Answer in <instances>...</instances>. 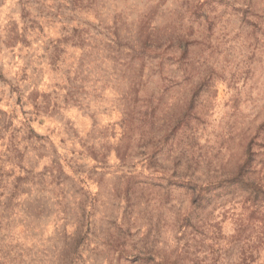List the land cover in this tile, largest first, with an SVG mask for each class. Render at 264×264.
Here are the masks:
<instances>
[{
  "label": "rangeland",
  "instance_id": "obj_1",
  "mask_svg": "<svg viewBox=\"0 0 264 264\" xmlns=\"http://www.w3.org/2000/svg\"><path fill=\"white\" fill-rule=\"evenodd\" d=\"M169 262L264 264V0H0V264Z\"/></svg>",
  "mask_w": 264,
  "mask_h": 264
},
{
  "label": "trees",
  "instance_id": "obj_2",
  "mask_svg": "<svg viewBox=\"0 0 264 264\" xmlns=\"http://www.w3.org/2000/svg\"><path fill=\"white\" fill-rule=\"evenodd\" d=\"M245 169V168H244ZM243 168H242V166L240 167V169H239V171H238V173H237V176H236V179L240 182V177H242L243 178ZM257 190H259V188L257 189ZM167 264H175V262H169V263H167Z\"/></svg>",
  "mask_w": 264,
  "mask_h": 264
}]
</instances>
